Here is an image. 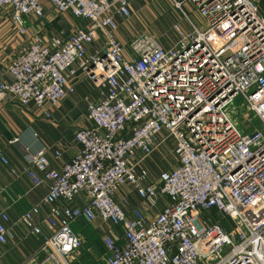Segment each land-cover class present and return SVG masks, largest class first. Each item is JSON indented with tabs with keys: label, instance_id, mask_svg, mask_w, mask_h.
I'll list each match as a JSON object with an SVG mask.
<instances>
[{
	"label": "built area",
	"instance_id": "built-area-1",
	"mask_svg": "<svg viewBox=\"0 0 264 264\" xmlns=\"http://www.w3.org/2000/svg\"><path fill=\"white\" fill-rule=\"evenodd\" d=\"M152 1L189 22L172 24L178 39L169 47L145 31L127 44L117 39L116 18L131 16L133 0H0L19 36L49 8L81 22L30 36L0 79V101L32 104L50 118L79 72L98 92L69 161L57 169L44 148L24 152L32 185L47 183L45 215L36 204L19 218L40 238L39 264H71L84 241L71 225L97 219L119 229L100 238L105 264H264V19L256 0ZM237 96L263 131L247 116L238 128ZM168 139L175 164L154 178L143 161ZM120 188L139 204L117 201ZM9 220L1 210L0 243Z\"/></svg>",
	"mask_w": 264,
	"mask_h": 264
},
{
	"label": "crops",
	"instance_id": "crops-1",
	"mask_svg": "<svg viewBox=\"0 0 264 264\" xmlns=\"http://www.w3.org/2000/svg\"><path fill=\"white\" fill-rule=\"evenodd\" d=\"M145 1L134 0L132 2V14L129 18H116L115 33L121 43L127 44L131 36L138 32L140 24L132 19L135 2L137 5L142 3L141 5L146 7ZM68 16L63 23L64 30L70 31L81 24L70 14ZM29 38V35L21 37L15 32L9 21V15L0 22V79L6 78L5 70L8 64L18 55L21 47ZM165 41L167 44L164 46L170 45L168 44L170 40ZM73 82L74 93L63 99L58 108L50 111V118L43 117L32 104L19 106L15 101H0V154L7 160L6 164L0 161V211L5 210L10 218L7 223L9 227L7 241L0 243V264H39L41 261L43 255L40 252V238L32 235L29 228L19 218L24 211L36 204H40L41 208L39 217L45 215L47 206L41 203L47 193V183L39 186L32 185L24 173V168L30 165L23 155L25 151L34 153L44 148L50 166L58 169L79 150L80 145L75 140L74 132L79 127L89 125L86 119V104L88 101L97 100L98 92L90 79L82 72L75 76ZM91 85L95 93L88 92ZM56 150L60 152L58 158L54 156ZM143 164L150 173V165L154 164V161L147 159L143 161ZM167 169L170 167L163 170ZM122 196L127 198L128 204L124 205L126 208L139 204V199L134 192L120 188L115 199L120 202ZM76 223V227L80 226L78 231L83 239L85 237L87 239V236L97 239L105 233L119 231L117 227L100 219L92 223L82 220ZM92 254L95 257L93 252Z\"/></svg>",
	"mask_w": 264,
	"mask_h": 264
},
{
	"label": "rangeland",
	"instance_id": "rangeland-1",
	"mask_svg": "<svg viewBox=\"0 0 264 264\" xmlns=\"http://www.w3.org/2000/svg\"><path fill=\"white\" fill-rule=\"evenodd\" d=\"M135 3L136 5L134 7L132 19L140 24L139 29L136 30L138 32L145 31L155 36L162 45L167 44V41L165 40H170V42H168L170 45H165V47L171 46V44H174L172 42L178 39L176 33L172 30L173 23L177 22L182 28L189 29V22L186 20V18L179 10L172 8V6L168 3H155L152 0H146L144 2L146 7H143L141 5L142 3L140 5H137V2ZM256 8L259 15L264 19V0H256ZM8 12L9 11L7 8L0 9V22H2V20L8 16ZM187 14L194 23L198 24V22H201L195 11L187 10ZM67 17H69L67 13L60 14L53 12L52 10H47L43 17L33 19V21L28 24L25 35H52L56 33L58 29H64L63 23ZM20 36L24 37V35ZM88 92L95 93V89L92 85ZM234 106L235 112L232 117L237 120L238 128H241V125L245 121L244 117L247 116L251 122L250 128L257 127L263 131V126L260 121L255 118L252 113H247L242 96L235 97ZM250 128H248V130ZM172 150L173 141L172 139H168L167 141L165 140L163 143H161L148 157H146L145 160L152 159L154 161V164L150 165L151 176L156 177L160 170L166 169V167L171 168L175 164V158ZM76 224L77 223L72 224L71 227L75 232H79L78 230H80V226L76 227ZM82 248L79 257L72 261L71 264H105L103 260L104 248L102 246L100 237L97 239L88 236L86 239L85 237ZM227 249L228 247L226 246L224 247L223 251H226ZM92 252L95 254V257L93 256Z\"/></svg>",
	"mask_w": 264,
	"mask_h": 264
}]
</instances>
